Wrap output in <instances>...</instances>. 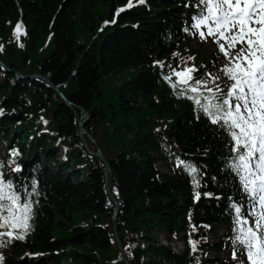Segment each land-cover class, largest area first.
Returning a JSON list of instances; mask_svg holds the SVG:
<instances>
[{
  "label": "trees",
  "instance_id": "obj_1",
  "mask_svg": "<svg viewBox=\"0 0 264 264\" xmlns=\"http://www.w3.org/2000/svg\"><path fill=\"white\" fill-rule=\"evenodd\" d=\"M126 1L0 0V58L12 69L0 67V137L20 143L23 174L36 176L42 193L32 231L11 247L6 264L68 258L72 264H124L106 166L90 152L98 148L112 168L116 227L129 264H197L207 250L221 249L205 236L229 219L228 201L238 194L235 175L224 167L232 154L228 137L196 118L163 78L166 68L155 63L176 65L186 2L148 0L100 28ZM21 16L27 37L18 48L9 37ZM16 70L48 76L75 106L45 81L18 79ZM82 108L90 114L83 124L87 145L79 133ZM61 148L67 161L57 159ZM176 156L200 167L198 185ZM162 161L170 172L161 170ZM182 232L189 244L198 242L197 251L178 255L160 241L161 233Z\"/></svg>",
  "mask_w": 264,
  "mask_h": 264
},
{
  "label": "snow or ice",
  "instance_id": "obj_2",
  "mask_svg": "<svg viewBox=\"0 0 264 264\" xmlns=\"http://www.w3.org/2000/svg\"><path fill=\"white\" fill-rule=\"evenodd\" d=\"M131 4L132 0H128V6ZM196 8L191 27L184 30L198 33L201 39L211 36L216 41L226 57L220 72L228 78V85L221 88L216 83L221 81L220 75L201 73L196 65L183 64V57L175 67L165 66L163 61L155 63L161 69L166 68L161 74L173 94L192 102L196 118L203 116L215 125V131L227 135L232 154L226 157L224 167L235 174L241 192L246 194L241 199H246L248 205L245 210L242 203L230 198L232 256L235 259L237 251H241L245 259L238 264H264V0H198ZM122 10L117 8L116 12ZM21 31L22 24L18 22L14 29L17 39ZM10 152L12 156L18 155V149ZM175 160L177 166H183L192 176V183L198 185L200 167L180 156ZM7 163L15 164V172L22 169L11 158ZM4 166L5 162L0 160V245L5 237L22 240L32 231L30 221L35 215L34 204L38 203L32 194L39 195L35 177L31 179L29 192L25 183L6 177ZM199 196L196 192V198ZM190 243L195 251L197 242L190 239ZM3 260L0 252V262Z\"/></svg>",
  "mask_w": 264,
  "mask_h": 264
},
{
  "label": "rangeland",
  "instance_id": "obj_3",
  "mask_svg": "<svg viewBox=\"0 0 264 264\" xmlns=\"http://www.w3.org/2000/svg\"><path fill=\"white\" fill-rule=\"evenodd\" d=\"M0 150H1V148H0ZM160 167H161V170H162V171H166V169H165L164 166L161 165ZM160 238L162 239L163 242H165V238H166V236H164L163 234H161ZM174 240H175V241H174L175 243L173 244V248H174V250H176V251H177V250H180V249H181L180 246H181V243H182V242H181V241H182V238H181L180 236H178V237L174 238ZM227 255H228L227 252H223V253H221V257L224 258V259H226V258L228 257Z\"/></svg>",
  "mask_w": 264,
  "mask_h": 264
},
{
  "label": "water",
  "instance_id": "obj_4",
  "mask_svg": "<svg viewBox=\"0 0 264 264\" xmlns=\"http://www.w3.org/2000/svg\"><path fill=\"white\" fill-rule=\"evenodd\" d=\"M84 114H85V115H88V112H87L86 110H84ZM98 155L101 156V157H103L101 153H98ZM103 159H104V161H105V163H106V165H107L106 178H107V180H108V179H109V176H110V165H109L108 161H107L104 157H103ZM110 195H111L113 201L115 202V204H117V200H116V198H115L112 194H110ZM117 211H118V208H117ZM116 238H117V242H118L120 248L122 249V245H121V242H120V240H119V237H118L117 232H116ZM122 252H123V250H122ZM123 256H124V252H123ZM124 258H125V256H124Z\"/></svg>",
  "mask_w": 264,
  "mask_h": 264
}]
</instances>
